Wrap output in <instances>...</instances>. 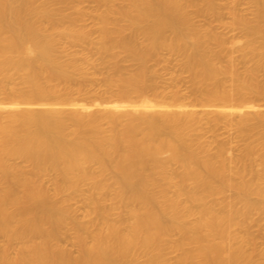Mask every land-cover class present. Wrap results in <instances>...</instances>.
<instances>
[{
    "label": "bare ground",
    "instance_id": "6f19581e",
    "mask_svg": "<svg viewBox=\"0 0 264 264\" xmlns=\"http://www.w3.org/2000/svg\"><path fill=\"white\" fill-rule=\"evenodd\" d=\"M94 1L0 0V264H264V0Z\"/></svg>",
    "mask_w": 264,
    "mask_h": 264
},
{
    "label": "rangeland",
    "instance_id": "374dc122",
    "mask_svg": "<svg viewBox=\"0 0 264 264\" xmlns=\"http://www.w3.org/2000/svg\"><path fill=\"white\" fill-rule=\"evenodd\" d=\"M81 5H83L85 8H87L88 10H91L95 5V1L94 0H81ZM238 7H241V9L247 13V14H250V10L248 8V5L245 3V2H241V4L238 6ZM199 21L201 22L202 18H198ZM87 21H89V19H87ZM233 34L237 37L242 38L240 37L241 36V32L239 30H234L233 31ZM172 67V63L169 62L168 63V69H170ZM164 76H166V74L164 73ZM181 87L186 90V82L185 81H182L181 82Z\"/></svg>",
    "mask_w": 264,
    "mask_h": 264
}]
</instances>
